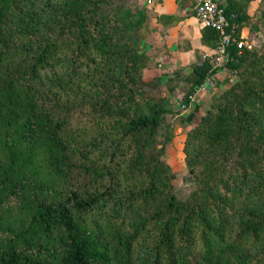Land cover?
Returning a JSON list of instances; mask_svg holds the SVG:
<instances>
[{
    "label": "trees",
    "instance_id": "16d2710c",
    "mask_svg": "<svg viewBox=\"0 0 264 264\" xmlns=\"http://www.w3.org/2000/svg\"><path fill=\"white\" fill-rule=\"evenodd\" d=\"M222 1L235 39L263 42L228 47L206 107L188 97L213 58L178 80L179 200L162 160L177 110L144 79L139 35L160 0H0V264H264V0Z\"/></svg>",
    "mask_w": 264,
    "mask_h": 264
},
{
    "label": "crops",
    "instance_id": "0c3cea01",
    "mask_svg": "<svg viewBox=\"0 0 264 264\" xmlns=\"http://www.w3.org/2000/svg\"><path fill=\"white\" fill-rule=\"evenodd\" d=\"M144 7L148 10L150 19L147 27L141 29L139 35L142 38L145 52L148 51V56L146 54L148 66L146 70L148 72H153L156 66L158 67L157 71L161 74L158 73L156 76L168 78L173 75V70H180L182 75L179 76L180 80L188 73L190 66L196 63L198 58H209L212 54L200 43L201 27L194 16L190 15L193 8L191 0H160L159 3L152 6L144 4ZM158 16H174L179 18V21L172 26L166 22L160 24L155 19ZM242 34L248 35L246 31H242ZM212 60L216 68L212 77L217 83L214 85L218 86L224 77L225 68L223 65H217L220 62L216 64L214 57ZM203 85L206 88L207 81ZM206 90L210 95L212 94L210 88H206Z\"/></svg>",
    "mask_w": 264,
    "mask_h": 264
},
{
    "label": "rangeland",
    "instance_id": "374dc122",
    "mask_svg": "<svg viewBox=\"0 0 264 264\" xmlns=\"http://www.w3.org/2000/svg\"><path fill=\"white\" fill-rule=\"evenodd\" d=\"M142 4L143 6L144 4L146 5L145 2H142ZM262 31H264V28L262 29ZM245 39L246 42L248 44H251L252 46H260L263 42L260 34H248L245 36ZM144 54H147L148 56V51H146ZM223 63L224 61L218 63L217 65L221 66L223 65ZM157 70L158 67L156 66L153 72H148L146 70L143 77L145 80L156 79V81H158L159 83H156V86H154V88L159 89L161 96L168 99L170 109H173V111L177 110V112H173V114L171 115H166L164 118V122L162 123L163 127H167L170 130L172 136L170 142L165 146L162 160L170 169V184L176 197L179 200H184L187 197L188 193L193 189V185L190 176L186 172L183 162V154L181 152L182 144L184 141V133L190 128V126H185L183 123H181L180 118H183L184 115L191 109V105L187 106L185 111L181 109L184 91L180 87V82L178 81L179 76H182L179 72L180 70H173V75L168 78H160L159 76H156V74L159 73ZM223 74L224 77H222L221 84H219L218 86L214 85L217 84L214 77H209L208 80H206V88H210V90H212V94L210 95L208 90L204 88L200 92L195 94L193 103L202 107H206L213 93H217L225 89L230 81H225L228 73L224 71ZM165 79H169L171 81L168 83L165 82L164 84Z\"/></svg>",
    "mask_w": 264,
    "mask_h": 264
},
{
    "label": "built area",
    "instance_id": "2783aa9c",
    "mask_svg": "<svg viewBox=\"0 0 264 264\" xmlns=\"http://www.w3.org/2000/svg\"><path fill=\"white\" fill-rule=\"evenodd\" d=\"M193 6V16L202 28H208L216 33V46L209 58L215 59V63L226 60L227 49L230 46L237 50L242 48L249 49L251 44L246 42L242 32L239 33V38L235 39L236 25L230 21L223 8L222 0H191ZM214 64V63H213ZM215 67V65H214ZM204 89L201 85L197 90L188 97L189 102L193 103L195 94ZM184 111V106H181Z\"/></svg>",
    "mask_w": 264,
    "mask_h": 264
}]
</instances>
